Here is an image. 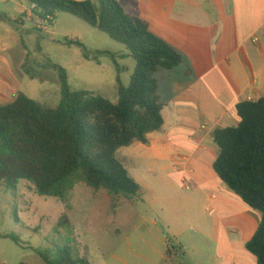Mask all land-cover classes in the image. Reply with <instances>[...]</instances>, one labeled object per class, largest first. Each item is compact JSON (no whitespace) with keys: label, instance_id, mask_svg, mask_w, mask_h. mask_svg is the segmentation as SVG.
I'll return each mask as SVG.
<instances>
[{"label":"crops","instance_id":"0c3cea01","mask_svg":"<svg viewBox=\"0 0 264 264\" xmlns=\"http://www.w3.org/2000/svg\"><path fill=\"white\" fill-rule=\"evenodd\" d=\"M117 1L147 21L184 61L157 73L165 104L162 130L148 135V144L136 142L117 153L128 171V165L141 167V201L154 219L126 210L117 226L96 231L94 256L86 259L91 264H258L246 245L261 215L215 173L219 148L211 134L237 127V105L264 97V0ZM30 8L26 0H0V13L10 20L0 21V105L20 93L28 96V79L45 80L26 73L30 52L22 18ZM196 207L214 213L215 220L197 217ZM73 226L75 250L90 252L82 239L86 234Z\"/></svg>","mask_w":264,"mask_h":264},{"label":"trees","instance_id":"16d2710c","mask_svg":"<svg viewBox=\"0 0 264 264\" xmlns=\"http://www.w3.org/2000/svg\"><path fill=\"white\" fill-rule=\"evenodd\" d=\"M26 1L37 7L42 18L55 21L59 14H68L107 34L128 49L136 68L128 87L117 78L118 101L112 103L91 92L73 90L67 71L49 60L47 67L59 76L57 107L23 93L0 105V185L16 190L27 182L37 195L63 203L70 200L80 182L113 195L138 196L141 186L117 153L136 142L148 144V135L162 130L165 104L159 95L157 73L178 68L183 56L155 35L147 21L128 14L117 0ZM0 21L10 20L0 13ZM66 44L79 46L88 60L110 57L120 73L117 54L91 52L77 41ZM26 65L32 80L41 79L32 70L29 57ZM236 109L239 125L216 128L211 134L219 148L213 168L233 193L260 213L259 227L246 249L258 264H264V97L242 102ZM58 227L67 233L64 244L36 250L44 264H91L84 257H75L76 232L69 216L64 214ZM3 238L23 245L17 234Z\"/></svg>","mask_w":264,"mask_h":264},{"label":"rangeland","instance_id":"374dc122","mask_svg":"<svg viewBox=\"0 0 264 264\" xmlns=\"http://www.w3.org/2000/svg\"><path fill=\"white\" fill-rule=\"evenodd\" d=\"M22 19L27 31L24 39L30 52L28 57L31 68L40 78L45 79L44 82H32L28 79L24 91L29 97L53 108L59 105V76L54 69L47 67L50 60L67 71L73 90L88 91L117 103V78L120 77L123 85L128 87L136 68L135 60L124 45L68 14H59L49 26L48 32L37 30L28 14ZM76 41L91 52L104 50L117 54L120 73L110 57L101 56L98 61L88 60L79 46L66 44ZM128 169L131 177L140 181L141 167L136 166L135 170L128 165ZM146 174L147 183L150 182L154 187L155 180L149 172ZM143 203L140 194L135 197L113 195L105 189L89 188L84 182L76 186L67 203L37 195L27 182H21L16 190H7L0 185V264H44L36 250L64 244L67 233L58 227L64 214L86 234L82 239L90 247V252H85L86 254L75 250V257L94 256L96 231L117 226L126 210H135L137 217L154 219L153 212H146ZM253 212L260 217L257 211ZM195 213L197 217L206 220L216 218L214 213L201 211L199 207L195 208ZM9 234H17L23 245L18 246L3 238ZM73 239L76 243V233L73 234ZM88 260L91 261V258Z\"/></svg>","mask_w":264,"mask_h":264},{"label":"built area","instance_id":"2783aa9c","mask_svg":"<svg viewBox=\"0 0 264 264\" xmlns=\"http://www.w3.org/2000/svg\"><path fill=\"white\" fill-rule=\"evenodd\" d=\"M28 15L29 18L33 21L35 28L42 32H48L49 26L54 23L53 19L50 17L42 18L38 14V9L35 5H31Z\"/></svg>","mask_w":264,"mask_h":264}]
</instances>
